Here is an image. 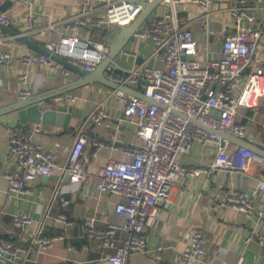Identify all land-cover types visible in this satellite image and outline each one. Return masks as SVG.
Returning a JSON list of instances; mask_svg holds the SVG:
<instances>
[{"label":"built area","instance_id":"built-area-1","mask_svg":"<svg viewBox=\"0 0 264 264\" xmlns=\"http://www.w3.org/2000/svg\"><path fill=\"white\" fill-rule=\"evenodd\" d=\"M141 1L151 0H99L105 15L91 17L87 21L84 17L94 10L90 4H83L80 13L66 20L64 27L73 30L79 26L87 28L88 25L95 28L124 27L141 14ZM216 1L165 0L161 5L167 8L166 11L151 16L137 35L141 39H150L152 59L163 64L158 67L143 63L124 68L112 61L106 68L105 76L110 81L122 87L128 86L144 96L142 99L127 91L113 89V94L124 101L123 116L135 125L139 144L129 148L131 160L110 158L94 173L99 193L115 194L126 199L125 203L115 207L116 215L125 219L123 225L111 223L107 228L99 229L94 217L84 221L89 238L100 241V247L105 251L114 247L113 252L106 256L108 264H132L130 252L147 251V229L161 218L165 208L172 205L171 189L182 179L196 178L214 168H236L238 155L245 158V169L246 162L255 156L250 150L233 144L216 132L240 140L248 139L247 126L239 120L238 110L246 108L256 113L264 99V64L256 56L259 49L264 51V30L253 11L237 4L228 9L232 21L223 18L220 11H213ZM188 15L190 20L186 17ZM196 22H203L208 36L215 35L216 30L212 28L215 22L228 28L227 34L222 37L221 55L216 59L201 62L197 58L200 44L189 26ZM27 23L31 29L29 19ZM0 24L10 27L12 20L1 14ZM57 28V23L48 26L53 34L58 32ZM109 44L107 39L95 41L69 35L60 37L58 41L51 40L43 47L68 63L92 72L106 59ZM135 56L138 54L135 53ZM14 59L11 52L0 50V66L10 64ZM20 59L27 67H43L45 75L61 73L62 77L68 78L72 74L71 70L42 53H26ZM19 79L26 83L28 75L23 73ZM237 89L238 93L235 92ZM29 93L26 89L19 91L21 97H27ZM55 99L71 102L74 96L62 95ZM107 117L102 108L90 114L78 130L65 164H59L55 154L44 151L42 145L34 140L35 135L42 131L40 124L30 127L20 123L10 128L7 134L9 156L16 168L5 174L8 200L14 193L30 191L29 186L36 177H49L54 172L65 177L72 187L78 188L86 183L90 176L84 160L86 130L92 124L103 125ZM195 142L215 147L216 154L209 168L179 164V158L188 155ZM95 144L98 150L101 144ZM257 188L264 193V181L259 182ZM70 191L64 186L53 190L42 223L51 218L55 201L63 206L69 204L65 193ZM217 202L224 208L232 207L239 216L257 214L264 219V206L256 207L253 197L245 191L228 188L219 195ZM53 220L55 224L70 225L64 213H58ZM35 222V218L26 211L14 216L15 225L22 231L35 226ZM121 229L130 232V235L127 241L116 246L113 237ZM31 237L32 245L41 253L50 252L62 239L61 235L42 233L40 226L31 233ZM188 237L191 246L181 252L179 264L202 263L207 256L203 229H194ZM258 242L264 247V235L259 236ZM25 250L17 241L0 235V264L15 260ZM158 258H161L160 255ZM235 264H242L241 259Z\"/></svg>","mask_w":264,"mask_h":264},{"label":"crops","instance_id":"crops-1","mask_svg":"<svg viewBox=\"0 0 264 264\" xmlns=\"http://www.w3.org/2000/svg\"><path fill=\"white\" fill-rule=\"evenodd\" d=\"M90 4L93 13L84 18L102 17L105 10L99 0H21L13 1V5L4 12H0L12 20L10 28L26 35L30 40L44 46L45 43L60 37L76 35L82 39L104 41L109 36L112 26L102 28L79 26L78 29H65L66 20L80 13L83 4ZM234 4L248 8L257 15L260 27L264 30V0H217L213 11H220L221 16L228 21L232 18L228 12ZM245 4V5H241ZM160 12L167 8L159 5ZM157 10V8H156ZM152 15V16H153ZM185 16V14H184ZM190 20V16H186ZM31 21L32 28H28L27 20ZM148 21V20H147ZM51 23H57L56 34L48 30ZM146 22L142 26H145ZM215 35L205 33L203 22L190 23L198 43L201 62L207 59H216L221 55L222 37L229 31L224 25L217 22L212 24ZM257 26V24H256ZM116 27L119 32L120 28ZM89 30V31H88ZM232 31V30H231ZM117 33V35L119 34ZM114 37V39L117 37ZM113 39V40H114ZM111 40V42L113 41ZM0 50L11 52L15 59L10 64L0 66V105H8L20 99L19 91L29 90L30 97L36 93L52 90L76 78L71 74L68 78L61 73L47 74L43 67H27L20 59L23 54L36 52L25 46L16 38L5 32L0 33ZM135 53L142 58L141 64H151L160 67V60H153V45L150 39L134 36L114 60L124 68H132L136 64ZM257 58L264 64V51L259 49ZM26 73L28 79L23 83L19 78ZM236 93L239 89L235 90ZM74 96L71 102H59L55 98L44 104L45 108H53L59 104L73 106L70 127L57 130L55 126L41 125L42 131L35 135L34 140L42 145L46 152H52L59 164H65L69 149L72 147L78 130L87 122L90 114L102 108L108 117L103 125L92 124L87 130V145L84 150V160L87 166L88 181L80 187L70 186L66 178L58 172L53 175L38 176L30 184L29 190L14 193L8 200V183L5 174L16 168L13 159L9 156V141L7 134L10 128L20 124L17 113H10L0 117V235L13 239L21 244L24 252L13 261L3 264H108L106 256L113 252L103 250L101 242L91 239L85 230L84 221L95 218L99 229H105L111 223L123 225L124 217L116 215L115 207L125 203L126 199L115 194L99 193L96 190L95 171L105 165L110 158L119 161L132 159L129 148L139 144L135 125L123 116L124 101L113 94V88L102 84H94L78 88L64 96ZM239 120L246 124L248 131L247 142L264 150V99L254 113L250 109L238 110ZM35 125H30L34 127ZM95 142L101 144L97 150ZM55 144H60L56 147ZM215 147L202 142H195L188 155H182L178 162L187 167L205 166L209 168L215 157ZM245 158L233 169H211L204 171L193 179H182L171 189L172 205L163 210L159 220L153 222L146 232L147 251L145 253L130 252L129 260L132 264H179L181 252L188 249L191 240L188 233L194 229H203L204 245L207 256L198 264H235L241 259L242 264H264V247L258 238L264 235V219L257 214L248 217L239 216L232 207L224 208L219 205L218 198L228 188L242 190L252 196L256 207L264 206V193L258 191L257 185L264 181V161L258 156L245 164ZM58 186H64L67 206L55 201L51 218L44 220V210L52 199V192ZM20 211L30 213L36 220V225L29 230L22 231L14 223V216ZM58 213L66 214L70 225L55 224L53 218ZM42 223V224H41ZM40 226L42 233L47 235H61L52 250L41 253L32 245L31 233ZM130 232L121 229L113 237L114 245L120 246L128 240ZM160 255V259L158 256Z\"/></svg>","mask_w":264,"mask_h":264},{"label":"water","instance_id":"water-1","mask_svg":"<svg viewBox=\"0 0 264 264\" xmlns=\"http://www.w3.org/2000/svg\"><path fill=\"white\" fill-rule=\"evenodd\" d=\"M165 0H151V1H141L142 12L141 14L129 25L124 27H119L120 32L117 37L109 44V52L104 61H102L96 70L92 72H86L80 67L74 66L68 63L60 56L49 52L42 45L35 41L30 40L26 35L20 34L17 31H13L10 27H6L0 24V31L5 32L10 37L16 38L21 41L25 46L30 49H34L38 53L45 54L52 58L55 62L61 64L69 71L71 70L76 78L68 83L52 88V90L36 93L30 97H21L15 102L8 105H0V117L8 115L10 113H17L18 120L21 124L25 125H46L55 126L57 130H62L64 128L70 127L71 116L74 112V107L59 104L53 108H45L44 104L47 101L52 100L58 96L65 95L71 91L86 87L94 84H102L104 86H110L113 89H121L127 91L131 94L136 95L139 98L144 99V96L136 90L125 86L122 87L110 81L105 76L106 68L108 65L115 60V58L124 51L126 44L134 37L140 34L142 26L145 22L154 14L156 8L159 7ZM13 5L12 0H0V12H4L8 7ZM242 6L245 4H241ZM142 58L140 56L136 57V64H141ZM0 101L2 97L0 95ZM225 138L229 139L233 144L239 145L247 150H250L254 155L260 157L264 161V150L257 146H253L245 140H240L229 134H224L221 132H216Z\"/></svg>","mask_w":264,"mask_h":264},{"label":"rangeland","instance_id":"rangeland-1","mask_svg":"<svg viewBox=\"0 0 264 264\" xmlns=\"http://www.w3.org/2000/svg\"><path fill=\"white\" fill-rule=\"evenodd\" d=\"M157 12L156 13H158V12H160L161 11V9L160 8H157V10H156ZM112 29L110 30V32H109V36H108V38H107V43L109 44V43H111V40H113L114 39V37L117 35V33L119 32V30L116 28V27H111Z\"/></svg>","mask_w":264,"mask_h":264},{"label":"trees","instance_id":"trees-1","mask_svg":"<svg viewBox=\"0 0 264 264\" xmlns=\"http://www.w3.org/2000/svg\"><path fill=\"white\" fill-rule=\"evenodd\" d=\"M241 162V156L238 155L235 164L238 165Z\"/></svg>","mask_w":264,"mask_h":264}]
</instances>
